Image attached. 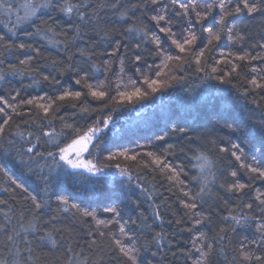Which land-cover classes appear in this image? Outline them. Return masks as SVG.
Here are the masks:
<instances>
[{"label": "trees", "instance_id": "1", "mask_svg": "<svg viewBox=\"0 0 264 264\" xmlns=\"http://www.w3.org/2000/svg\"><path fill=\"white\" fill-rule=\"evenodd\" d=\"M8 2L18 7L24 0ZM95 2L96 0H90V7ZM121 2L139 3L140 0ZM203 2L209 0H202ZM237 2L239 0H229V5L234 7ZM162 4L169 7L173 31L179 38L180 28L186 26L185 21L174 15L171 0H162ZM160 7L159 4H149L146 8L135 9L134 14L129 13L132 17L130 20H121L111 10L105 9L100 13L103 17L100 27L107 28L109 38L101 40L103 33L97 35L86 30L83 39L77 41L80 47L94 53L92 62L100 69L92 70L88 82L96 84L107 77L106 86L110 90L104 100L87 95L88 89L83 86L84 81L81 85L75 83L80 75L91 68L87 57H82L74 47L66 52L63 45L54 47L42 37L25 35V32L34 31L28 23L19 26L16 34L12 35L8 29L17 26V15L15 12L9 15L0 10V36L6 38L5 43L10 41L33 46V49L27 51L5 50L3 44H0V69L5 73V79L0 80V96L16 107V113H13L11 108L0 102V107H4L13 117L11 127L6 130V138L0 140V201L6 202L0 204V259L7 261V264H128L127 258L122 256L112 240L113 235L124 239L119 233L118 225H97L92 217H84L73 209V204L79 206L80 212L95 211L97 219L103 220L113 219V214L105 209L116 206L121 223L136 237L139 264H195L196 261H202V264H257L254 259L244 261L239 246L241 242H245L247 248L243 251L251 250L256 255L262 254V250L257 249L251 241L259 238L258 229L264 223V212L255 200L258 193L264 192V179L250 178L249 173L239 168L240 162L235 161L230 153L235 150L231 145L238 144L247 162L255 158L264 166V129L260 123L264 121V90L253 91L252 85L248 83L254 77H264V72L259 71L264 68V61L240 62L235 59L236 55H242L245 51L253 55L264 52V48L259 47L264 45V14L243 13L229 18V25L234 23L244 36L242 41L233 43L222 37L209 49L207 34L201 33L194 46H186L189 51L179 53L175 46L170 47V40L159 33L155 22L150 19L160 11ZM20 15H23V11ZM218 16L217 8L213 16L205 21V25L213 26ZM53 18L60 26L57 31H67L70 38L71 25L75 21L53 10L44 12V20L50 24ZM132 25L147 27L149 32L157 33L161 37L162 46L173 55L179 54L182 60H172L169 67L163 69L165 75L159 79L169 85L166 90L152 94L146 100L134 98L133 101H121L114 91L121 60L124 61L123 79L124 84L128 85L124 90L127 91L132 90V82L136 87L147 90L140 73L135 70L137 67L155 79V65L161 64L160 57L155 55L154 45L143 43L138 33L126 31ZM54 38L57 41L66 39L61 35ZM116 42L120 48L113 55ZM137 44L141 45L139 49ZM34 49H39V54ZM196 49H206L200 66L192 59ZM73 53V60L68 61V55ZM138 53L142 56L139 63L134 59ZM229 53L232 55L229 56ZM28 57H32L29 64L21 65L20 60ZM229 60L240 64L238 76L233 73L229 77ZM68 63L74 64L75 70L67 69ZM9 64L27 70L11 75ZM106 64L110 66V71H105ZM147 65H153V71ZM213 66L217 68L215 73L211 71ZM198 67L205 70L198 71ZM252 68L257 71L253 72ZM43 76H48L49 80H44ZM53 77L60 84H54ZM216 77L231 79V83H222ZM261 82L264 83V80ZM65 88L81 91L84 95L78 101H57L48 117H45L42 110L20 103L37 96L55 98ZM245 90H250L248 96L244 95ZM17 92L20 93L19 96H16ZM254 98L260 101L261 107L252 103ZM73 103L77 107H71ZM105 104L108 106L105 107ZM84 106L94 110L91 115L81 113V107ZM52 116L55 119L49 124ZM109 116L111 123L104 127L103 121ZM4 119L5 116L0 114V122ZM98 120L101 121L98 127L103 130L99 133L101 143L93 162L101 167L105 164H119L120 168H105L107 175L90 176L88 180L65 176L61 169L53 166L52 159L47 156V152L57 151V147L47 142L51 138L44 133L52 132L53 128L56 132L62 129L71 132V129L63 128L64 123L83 131L86 125H93ZM181 128L184 129L183 132L179 130ZM17 132H23V138ZM28 132L35 135L28 136ZM158 135L165 139L156 140ZM36 137H40V140ZM58 139L61 141L60 146H64L66 140L71 142L65 136ZM95 143L94 140L93 144ZM33 144L36 148L33 153L28 154L26 149ZM220 148H227L229 152H220ZM89 150L92 151L91 145ZM125 150L130 155L135 154L137 160H125L123 157L111 161L106 159L109 155ZM197 150L206 152L216 162L217 167L212 171L221 178L209 185L214 194L204 195L203 202L200 199L192 200L193 196H198L201 187V181L194 179L201 175L195 167L198 161L193 158L198 154ZM148 152L163 154L166 162L180 171V179L184 183L178 184L168 179L170 174L162 175L151 164V158L146 155ZM40 154H43V158ZM85 157L89 158L87 153ZM121 170L129 173L131 181L119 174ZM231 170H238V176L230 177L228 172ZM230 181L249 184L250 188L242 193L227 192L220 183ZM143 189H147V192ZM185 192L189 195L186 196ZM65 198L69 201L68 205L61 202ZM33 200L41 203L39 210L35 209ZM192 202L197 203V208L186 209L184 204ZM247 203L253 204L251 210L244 206ZM157 205L162 221L153 214ZM34 213L38 217L36 226L39 230L22 231L21 225L32 220ZM232 216H246L249 219L237 223ZM197 219L202 223L196 224ZM221 229L225 231L221 232ZM17 232L18 236L15 235ZM49 233L50 238L41 239L48 237ZM157 233L163 234L158 243L155 241ZM9 235L14 236L15 242L7 239ZM52 240L56 241L55 245ZM28 241H31L30 245ZM208 245H213V248L207 261L203 262L201 252L197 249L204 246L203 250L207 251ZM29 247L32 251L26 250Z\"/></svg>", "mask_w": 264, "mask_h": 264}, {"label": "snow or ice", "instance_id": "2", "mask_svg": "<svg viewBox=\"0 0 264 264\" xmlns=\"http://www.w3.org/2000/svg\"><path fill=\"white\" fill-rule=\"evenodd\" d=\"M161 5L160 11L151 16L150 19L155 22L158 27L159 33H163L168 40L171 42V46H175L178 49L179 53H186L189 51V48L186 46H194L196 41L199 38L201 33H206V42L208 48L214 46L215 42H218L222 39V37H226L228 40L233 43H237L239 41L244 40V36H242L237 30L236 25L233 23L229 25L228 20L230 17H235L243 13H247L249 15L261 13L264 14V0H239L235 4L234 7L229 5V0H209V2H203L202 0H171V7L174 11V15L185 21L186 26H182L180 28V36L177 38L176 32L173 31L172 27V17L169 13V7L163 6L162 0H140L139 3H122L121 0H96L94 4H91L90 0H24L23 3H20L18 7H14L8 0H0V10L8 13L9 15L12 12H15L17 15L16 27L9 28L8 31L15 35L18 31V27L22 26L25 23L30 24L34 31L25 32L27 36H37L42 37L47 41L49 45L54 47L63 45L66 52L71 51L74 47L76 51H79L82 57H87V62L91 63V68L88 71H85L82 75L79 76L75 80L77 85H81L82 81H84V87L88 89L87 95L97 99L104 100L109 95V88L106 86L107 77H105L104 81H98L96 84L89 83V76L94 69L95 71H99V67L92 62V56L94 53L90 52L89 49L80 47L77 41L83 39V34L86 33V30H90L97 35H101V40L105 38H109V31L107 28H101L100 24L103 20L100 13L104 12L105 9H109L112 11L114 15H116L121 20H130L132 17L129 16V13L132 12L134 14L135 9L140 7H148V5ZM219 9V16L216 23L213 26L209 27L205 25V21H207L210 17L213 16V12L215 9ZM46 10H53L72 18L75 22L71 25L72 35L69 38V33L67 31L61 30L57 31V28L60 27L55 19L53 18L51 24L44 20V12ZM21 11H23V15H20ZM39 21V23H37ZM199 30V31H198ZM126 31L128 33L136 32L142 37L143 43H151L155 46V55L160 57L161 64L155 65L153 71V65H147L150 71H153V75L156 77L153 79L146 72H142L140 67H137L135 70L137 73H140L141 79L143 83L147 85V90H142L141 87H136L135 83H133V87L131 91L124 90L128 87V85L124 84V61H120V69L117 77V82L114 86V91L116 93V97H119L121 101H133L136 100H146L152 94H156L159 92H163L166 90V87L169 85L166 81H161L159 78L164 76L165 73L163 69L169 67V62L172 60L181 61L182 57L179 54L173 55L170 51L162 46L161 37L155 32H149L147 27H136L135 25L129 26ZM49 33H52L50 36ZM56 35L64 36L65 40L57 41L54 37ZM5 37L0 36V44H3L5 50L7 49H18L22 51H27L33 49L31 44L19 43L14 44L12 42L5 43ZM137 49L141 47L140 44L136 45ZM260 48H264V45H259ZM120 45L118 42L115 43L113 55L115 52L119 51ZM37 54H39V49H34ZM206 49H196L192 59H194L195 64L197 66L201 65V58L204 57ZM73 55H68V61L73 60ZM229 56L232 54L229 53ZM32 57H28L27 59L20 60L21 65L29 64ZM135 61L139 63L142 59V56L138 53L134 57ZM235 59L240 62L252 61V60H261L264 61V52L253 55L250 52L245 51L242 55H236ZM223 63L224 61H220ZM55 64L56 62L53 61ZM231 64V71L229 72V77L233 75V73L238 74V69L240 68L239 63H232L231 60L228 61ZM8 69L10 70L11 75H16L21 71H26L27 69L17 68L14 64H9ZM67 69L75 70V65L72 63L67 64ZM203 67H198V71H204ZM35 71V69H33ZM105 71H110V66L108 64L105 65ZM211 71L215 73L217 68L215 66L212 67ZM253 72H256V68H252ZM259 71L264 72V68ZM5 79V73L3 69H0V80ZM44 80H49L48 76H43ZM173 79H178L177 77H173ZM216 79L221 80L222 83H231V79L223 80L220 77H216ZM264 80V77L261 78H252L248 81L249 84L252 85V90L261 89L264 90V83L261 81ZM52 82L54 84H60V81L55 77L52 78ZM250 90H245L244 95L248 96ZM20 93L17 92L16 96H19ZM84 95L81 91H71L69 89H62L61 93L57 95L55 98L53 97H45V96H37L30 99L22 100L20 103L25 106H34L37 109H40L45 114V117H48L50 110H52L53 106L57 103V101H66V100H80L81 96ZM15 99V97H13ZM115 99V97H112ZM0 102L6 105L8 108L12 109L13 113H16V107H14L8 100H6L3 96H0ZM252 103L256 104L258 107H261L260 101L257 99H253ZM105 107L108 105L105 104ZM71 107H77L75 103L71 105ZM91 111L89 107H81V113L91 115ZM0 114L5 116L3 122H0V140H4L6 130L11 127L10 122L13 117L8 114L4 107H0ZM17 115H25L24 113H17ZM38 115V113H37ZM52 119H55V116H52L49 119V124L52 123ZM27 123V121H24ZM101 121H96L93 125H86L85 130L81 131L79 128H73L72 124L64 123V129H71V132H65L63 129L60 132H56L55 128L52 129V132L44 133L45 136L50 137L51 140L47 142H51L57 147V151H49L47 152V156L52 159L53 166L61 169L65 176L79 178L83 180H88L90 176H102L107 175L105 172V168L116 167L120 168L119 164L111 165L105 164L101 167L98 163H94L93 161L97 158V154L99 151V145L101 140L99 139V133L103 130L98 125ZM111 123V116L107 118V120L103 121L104 127H107L108 124ZM261 128L264 129V121H261ZM231 127V125H227ZM16 128H19V125H16ZM181 132L184 131L183 128L179 129ZM17 135L23 138V132H17ZM28 136H34L33 132H28ZM60 136H65L70 139L71 142L68 143L67 140L64 142V146H60L61 141L58 139ZM39 141L40 137H36ZM165 137L162 135L156 136V140L162 141ZM199 139V137L197 138ZM96 141L93 144V141ZM10 144L12 141H8ZM215 143V141H212ZM92 147V151L89 150V147ZM234 151H231V156L235 158V161L240 162L239 168L246 170L250 178H259L264 179V166H261L258 161L253 158L251 162H247L244 158L242 151H240V146L238 144L233 143L231 145ZM36 145L33 144L31 147L26 149L28 154L34 152ZM198 154L193 158L198 161V164L195 165L199 169L200 176L194 177V179L201 181V187L199 189L198 196H193L192 200L196 201L200 199L203 202L204 195H213L212 189L209 185L213 182L219 181L221 178L217 176L216 172H213L212 169L216 168V162L204 151L197 150ZM220 152H229L227 148H220ZM239 152V154H238ZM85 153H87L89 158H85ZM170 154V153H169ZM43 158V154H40ZM148 157L151 158V164L155 165L157 169H159L160 173L163 175L165 173L168 175V179L175 181L178 184H183L184 181L180 179V171L177 168L173 167L171 164L166 162V157L163 154L157 155L154 152L146 153ZM119 157H123L125 160L136 161L137 156L135 154H129L127 150L120 151L113 155H109L106 159L108 161L118 159ZM31 158V157H30ZM63 162V163H61ZM66 166V167H65ZM147 167V165H145ZM70 170V171H69ZM89 174L85 176L84 174ZM121 176L127 177L129 181H131V176L125 170H121L119 173ZM230 177H237L238 170H231L228 172ZM211 178V179H210ZM220 186L225 188L227 192L235 193V192H244L246 189L250 188L249 184L240 183L238 181H230L228 183H220ZM147 192V189H143ZM183 191V189H181ZM186 196L189 193H184ZM255 200L259 202L261 206V211L264 212V192L258 193L255 196ZM64 205H68L69 201L65 198L61 201ZM6 203L5 201H0V204ZM33 204L36 210H39L42 205L41 203H37L33 200ZM186 209L193 210L197 208V203H185ZM247 209L251 210L253 208L252 203H247L244 205ZM73 209H76L78 213H80L84 217H92L97 225H103L108 227L109 224L115 223L118 225L119 233L124 238L123 240L116 238L113 235L112 240L118 249V251L122 254L123 257L127 258L128 264H139L138 261V253L139 248L135 246L136 237L130 231L126 230V226L124 223L120 221V213L116 206L108 207L105 209L106 212L113 214L112 220H103L97 219L95 211L84 210L80 212L78 205H71ZM68 211L67 208L64 209ZM153 214L161 219L159 212V206L157 205ZM231 215V213H230ZM143 216V213H141ZM237 223H240L241 220H247L249 217H240L237 218L235 216L231 217ZM146 219V217L144 218ZM264 219V218H262ZM38 217L33 214L32 220H29L27 224L21 225V230L24 232H36L39 229L37 228ZM135 223V222H133ZM196 224L202 223L200 219L195 221ZM147 226V225H145ZM221 232H224L225 229H221ZM260 232V236L258 239H253L251 244L255 245L257 249L262 250L261 255H256L254 251L248 250L243 251L247 248L245 242H241L239 246V250L242 251V258L244 261H252L253 259L257 262V264H264V223L260 224L258 229ZM104 233H101L103 235ZM15 235H19V233H15ZM51 233L48 234V237H41V239L50 238ZM163 234L157 233L155 237V241L158 243L162 240ZM203 238V234L202 237ZM9 241H14V236L9 235L7 237ZM223 239V237H221ZM127 241L128 243H125ZM28 244H31V241H28ZM52 244H56L55 240H52ZM145 246H148L147 244ZM204 246L198 248L197 251L201 252V256L203 258V262L207 261V258L211 254V250L213 245H208L207 251L203 250ZM27 251H32L29 247L26 249ZM251 252V254H250ZM0 264H7V261L0 259ZM195 264H202V261H196Z\"/></svg>", "mask_w": 264, "mask_h": 264}, {"label": "rangeland", "instance_id": "3", "mask_svg": "<svg viewBox=\"0 0 264 264\" xmlns=\"http://www.w3.org/2000/svg\"><path fill=\"white\" fill-rule=\"evenodd\" d=\"M86 154V153H85ZM86 158V157H85ZM87 159V158H86Z\"/></svg>", "mask_w": 264, "mask_h": 264}]
</instances>
